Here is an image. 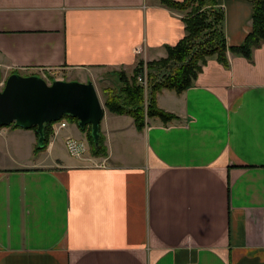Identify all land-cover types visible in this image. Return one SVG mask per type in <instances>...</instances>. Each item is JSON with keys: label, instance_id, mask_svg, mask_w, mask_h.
<instances>
[{"label": "crops", "instance_id": "obj_1", "mask_svg": "<svg viewBox=\"0 0 264 264\" xmlns=\"http://www.w3.org/2000/svg\"><path fill=\"white\" fill-rule=\"evenodd\" d=\"M219 1L227 46L239 47L252 0ZM185 17L160 0H0L1 83L131 76L167 57ZM227 56L186 91L158 93L171 122L147 117L138 131L105 107V157L84 156L74 122L55 123L38 153L37 131L0 127V264H264V44L253 61ZM68 140L84 147L76 159Z\"/></svg>", "mask_w": 264, "mask_h": 264}, {"label": "trees", "instance_id": "obj_2", "mask_svg": "<svg viewBox=\"0 0 264 264\" xmlns=\"http://www.w3.org/2000/svg\"><path fill=\"white\" fill-rule=\"evenodd\" d=\"M160 1L163 6L169 9L186 13L184 19L185 37L176 46L166 48L168 54L166 58L148 63L139 60L131 76L128 77L125 72H116L120 85L116 88L104 89L105 107L115 115L132 117L138 131L144 129L147 117L159 118L165 123L177 119L175 115L158 107V93L163 90L182 93L189 89L211 57H216L219 63L228 68V51L253 61L254 50L264 44V0H252V31L239 47L230 48L227 46L224 32L225 15L223 9L220 8L219 0ZM141 75L146 79L148 77L147 97L144 86L138 81V77ZM67 119L70 122L79 123L78 119L68 115L64 116L60 122ZM53 124L45 125L44 147L38 145L35 153L47 149ZM7 127L20 128L15 124ZM32 129L37 131V127ZM81 130L87 134L93 157L108 155L101 130L98 146L94 143L91 126ZM37 135L40 137L38 132Z\"/></svg>", "mask_w": 264, "mask_h": 264}, {"label": "water", "instance_id": "obj_3", "mask_svg": "<svg viewBox=\"0 0 264 264\" xmlns=\"http://www.w3.org/2000/svg\"><path fill=\"white\" fill-rule=\"evenodd\" d=\"M1 84L0 127H37L39 145L44 147L45 125L60 122L68 115L78 119L81 129L91 126L94 143L99 145L105 106L92 81L55 80L49 84L38 75L15 73Z\"/></svg>", "mask_w": 264, "mask_h": 264}, {"label": "rangeland", "instance_id": "obj_4", "mask_svg": "<svg viewBox=\"0 0 264 264\" xmlns=\"http://www.w3.org/2000/svg\"><path fill=\"white\" fill-rule=\"evenodd\" d=\"M116 72H120V71H107V70H103L102 72H98V71H94L93 75H89L88 78H85V82H88V81H92L94 84H95V87L97 89V92L99 94V97L102 101V103L104 104L105 106V100H104V89H109V88H116L120 85V80H119V77L116 76L117 73ZM61 73L62 72H52L51 74L48 73V75H43L45 77V81L48 82L49 84H51L52 82H54L55 80H59V81H69L67 79L69 78H65V76H67L66 73H63L65 76H63ZM129 77V75H128ZM1 79H2V76H1ZM71 79V77H70ZM147 80H148V77H147ZM84 82V83H85ZM1 88L2 87V84L0 85ZM66 121V123H70V121L67 119V120H64ZM57 123V122H56ZM77 124V122H74ZM55 124V123H54ZM53 124V125H54ZM53 127V126H52ZM80 131L84 134H86V132H84L83 130L80 129ZM87 135V134H86ZM74 141L76 138H72ZM84 144H86V147L88 148V151L84 154V156L86 155H90L91 154V151H90V144H89V141L88 139H85L84 140ZM66 148V147H65ZM64 153L70 157V158H73L71 156V152L68 148H66L64 150ZM73 159H76V158H73Z\"/></svg>", "mask_w": 264, "mask_h": 264}, {"label": "built area", "instance_id": "obj_5", "mask_svg": "<svg viewBox=\"0 0 264 264\" xmlns=\"http://www.w3.org/2000/svg\"><path fill=\"white\" fill-rule=\"evenodd\" d=\"M43 79H45L44 76H42ZM139 82L140 81H147L144 77L139 76ZM66 123L63 121L61 122V126L65 127ZM68 149L70 150L71 154L73 156H80L85 150L84 147L81 146V144L74 142L73 140H68Z\"/></svg>", "mask_w": 264, "mask_h": 264}, {"label": "bare ground", "instance_id": "obj_6", "mask_svg": "<svg viewBox=\"0 0 264 264\" xmlns=\"http://www.w3.org/2000/svg\"><path fill=\"white\" fill-rule=\"evenodd\" d=\"M141 77H144V76L141 75ZM144 78L146 79V77H144ZM138 79H139V77H138ZM139 83L144 86V88H145L146 91H149V86H148L147 81H140Z\"/></svg>", "mask_w": 264, "mask_h": 264}]
</instances>
